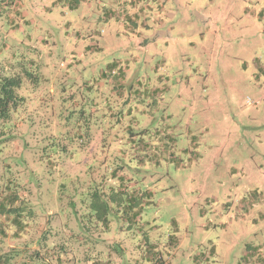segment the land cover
I'll list each match as a JSON object with an SVG mask.
<instances>
[{"label": "rangeland", "instance_id": "rangeland-1", "mask_svg": "<svg viewBox=\"0 0 264 264\" xmlns=\"http://www.w3.org/2000/svg\"><path fill=\"white\" fill-rule=\"evenodd\" d=\"M4 78L0 177L32 211L13 242L54 246L28 264H264V0H0ZM128 125L142 209L97 237L80 226L116 159L95 139Z\"/></svg>", "mask_w": 264, "mask_h": 264}, {"label": "trees", "instance_id": "trees-1", "mask_svg": "<svg viewBox=\"0 0 264 264\" xmlns=\"http://www.w3.org/2000/svg\"><path fill=\"white\" fill-rule=\"evenodd\" d=\"M104 78H111L115 75L114 68L109 66L101 71ZM119 83V80H117ZM121 81V80H120ZM123 81V80H122ZM121 81V82H122ZM19 80L17 78H4L0 80V120H7L10 117L11 109L16 105L19 98L14 94V89L18 86ZM106 110L110 117L114 115V109L111 107ZM105 115V114H104ZM120 122V121H118ZM113 127V126H110ZM120 130L112 133V137L117 144L111 150L113 158L116 160L115 166L110 168L111 180L110 183L95 184V199L92 202L93 211L90 214L94 219L90 222L81 224V230L95 234L98 237L101 233H106L111 228L113 216L126 217L128 220L135 221L141 212L142 207L137 206L138 197L134 194L141 191V181L134 178L131 170L139 171V168L132 166L133 162L137 163L144 159H148V154L143 155V150H147L148 143L144 136L137 134L132 130L131 126L120 128ZM129 132V136L125 134ZM128 138L123 141L122 137ZM2 140L0 139V144ZM1 151V147H0ZM143 153V154H142ZM128 156V157H127ZM140 156L142 159H140ZM119 161V163L117 162ZM152 175V174H151ZM0 177V264H26L28 261L22 255V252L15 247L7 248L5 244L9 240L19 239L23 231L26 230L28 223L24 222V215L32 214L29 204L24 199L22 188H18L19 183L13 178ZM149 192L145 190L143 192ZM20 193H22L20 195ZM100 224L103 225L102 228ZM38 232V233H37ZM46 230L42 227L36 228L37 238L39 245L42 249H46L43 253L47 252V256L51 254L52 248L46 247L45 243L42 244L41 239L44 237ZM73 234V233H72ZM71 234V236H72ZM45 238V237H44ZM43 238V239H44ZM35 241V240H33ZM44 242V241H43ZM56 247V246H55ZM48 248V249H47ZM26 258V257H25ZM37 260V259H36ZM28 264V263H27ZM91 264H109V260L101 261L95 259Z\"/></svg>", "mask_w": 264, "mask_h": 264}, {"label": "crops", "instance_id": "crops-1", "mask_svg": "<svg viewBox=\"0 0 264 264\" xmlns=\"http://www.w3.org/2000/svg\"><path fill=\"white\" fill-rule=\"evenodd\" d=\"M74 5H76V3H74ZM127 127L130 128V125H128ZM113 135H111L110 137H106V136H103L102 138H97L95 139V150L96 151H100V149L102 148L101 151H104V150H112L113 148H115V145L117 144V141L114 140V138L112 137ZM123 141L127 140L128 138H126L125 136L121 138ZM110 143V144H109ZM141 187V185H140ZM42 227V226H41ZM43 230H46L45 228H42ZM26 231V230H25ZM23 231V232H25ZM38 233V232H37ZM37 233H36V236H37ZM22 235V234H21ZM33 244L32 246L30 247H27L28 245L25 244H17V246L15 245V242H13V240H9L8 243H9V246L11 247H15L17 248L18 250H20V252H24V250H41V252H43L44 250L46 249H42L40 247V245L36 244L38 241H32ZM48 247V246H46ZM36 248V249H35ZM48 249V248H47ZM23 250V251H22Z\"/></svg>", "mask_w": 264, "mask_h": 264}]
</instances>
